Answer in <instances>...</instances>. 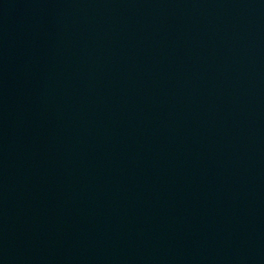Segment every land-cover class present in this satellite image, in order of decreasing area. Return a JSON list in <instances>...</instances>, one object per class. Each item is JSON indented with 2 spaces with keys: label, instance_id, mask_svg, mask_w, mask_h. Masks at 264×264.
Segmentation results:
<instances>
[{
  "label": "water",
  "instance_id": "obj_1",
  "mask_svg": "<svg viewBox=\"0 0 264 264\" xmlns=\"http://www.w3.org/2000/svg\"><path fill=\"white\" fill-rule=\"evenodd\" d=\"M0 264H264V0H0Z\"/></svg>",
  "mask_w": 264,
  "mask_h": 264
}]
</instances>
